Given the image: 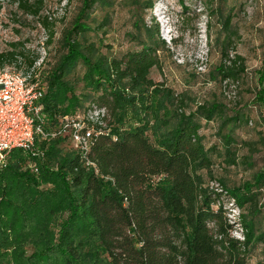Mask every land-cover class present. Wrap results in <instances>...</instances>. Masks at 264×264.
Returning <instances> with one entry per match:
<instances>
[{
    "label": "trees",
    "instance_id": "16d2710c",
    "mask_svg": "<svg viewBox=\"0 0 264 264\" xmlns=\"http://www.w3.org/2000/svg\"><path fill=\"white\" fill-rule=\"evenodd\" d=\"M13 1L21 14L39 18L51 42L53 20L40 14L43 0ZM130 1L138 15L127 36L137 48L108 52L106 16L95 21L93 11L110 0H81L60 35L44 77V127L80 113L82 128L95 132L85 157L96 172L64 136L35 139L38 153L11 149L0 165V264H248L252 246L264 244L258 226L264 170L230 188L211 174L216 157L236 164L233 131L249 121L248 112L212 100L190 108L183 93L153 81L149 72L160 65L164 41L140 15L151 1ZM229 10H214L224 31L215 71L237 83L245 69L239 55L228 53L235 34ZM262 44L251 105L258 107L257 137L264 144V30ZM37 57L17 39L0 44V66L19 60L28 67ZM100 108L103 124L88 121ZM202 121H216L220 146L204 144ZM230 206L241 239L230 235Z\"/></svg>",
    "mask_w": 264,
    "mask_h": 264
},
{
    "label": "rangeland",
    "instance_id": "374dc122",
    "mask_svg": "<svg viewBox=\"0 0 264 264\" xmlns=\"http://www.w3.org/2000/svg\"><path fill=\"white\" fill-rule=\"evenodd\" d=\"M80 1L43 0L40 14L50 16L53 20V36L51 42L46 43L47 31L41 26L39 18L21 14L13 0H5L0 10L1 46H4V41L17 39L32 53L44 49V67L47 71L48 63L57 55L60 35L78 9ZM144 1L149 0H138L140 4ZM150 1V8H144L140 15L146 27L151 28L156 24L164 46L157 51L160 65L150 69L149 77L153 81L163 80L174 92L187 96L185 101L190 108L194 107L195 102L212 100L221 102L227 108H243L248 112L249 121L233 131L238 142L231 146L236 164L225 166L216 157L211 174L216 179H222L228 188L249 180L255 172L264 170V144L257 137V130L260 129L256 119L258 107L251 105V89L256 83V71L263 50L264 0ZM103 8L96 7L93 15L95 21L101 15L106 16L102 40L109 46L108 52L119 55L128 48H137L136 40L127 36L128 32H133V16L135 13L138 15L132 2L110 0V5ZM218 9L221 13L230 9L232 14L230 25L235 34L228 53L230 57L233 54L239 55L245 69L237 83L221 79L215 71L222 62L217 38L220 40L224 33L219 28V18L214 14V10ZM207 23L209 31L205 27ZM143 29L140 27L142 38L145 36ZM106 49L103 47L101 50L105 52ZM216 125V121H202L199 131L206 146L212 143L220 146L215 135ZM217 186L214 181L210 183L211 188ZM261 193L260 203L264 199V185ZM227 211L232 224L230 235L241 239V229L235 220L237 210L230 208ZM258 226L264 228V207ZM30 251L31 248L26 247V253ZM259 261H264V244L256 243L250 250L247 263L257 264Z\"/></svg>",
    "mask_w": 264,
    "mask_h": 264
},
{
    "label": "built area",
    "instance_id": "2783aa9c",
    "mask_svg": "<svg viewBox=\"0 0 264 264\" xmlns=\"http://www.w3.org/2000/svg\"><path fill=\"white\" fill-rule=\"evenodd\" d=\"M4 1L0 0V10ZM25 48L28 49L27 46ZM37 52L38 57L28 67L19 60L0 66V165L6 162L13 148L38 153L34 148L35 139L64 136L70 147L82 157L84 164L96 172L94 164L85 157L95 132L92 128H82L80 113L76 112L73 117L61 116L56 124L44 127L46 118L42 112L41 97L45 91L44 77L47 71L44 67V49ZM103 115L104 110L100 108L90 111L86 117L91 123L102 125ZM31 168L35 170L32 165Z\"/></svg>",
    "mask_w": 264,
    "mask_h": 264
}]
</instances>
